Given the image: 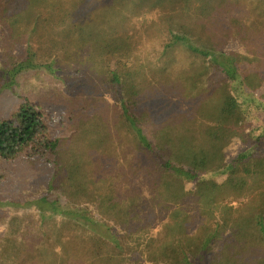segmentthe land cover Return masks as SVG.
<instances>
[{
  "label": "trees",
  "instance_id": "1",
  "mask_svg": "<svg viewBox=\"0 0 264 264\" xmlns=\"http://www.w3.org/2000/svg\"><path fill=\"white\" fill-rule=\"evenodd\" d=\"M45 3L54 5H0V42L10 33L28 42L23 55L0 62L2 87L12 90L32 71L54 76L57 57L70 68L88 64L102 94L114 97L115 124L82 131V162H69L38 104L21 103L16 120H0V163L47 161L63 175L67 199L48 198L58 189L52 176L45 194L25 200L38 212L22 221L34 231L11 217L0 264H70L76 254L85 264H207L214 253L215 264H264V124L254 137L241 124L264 114V0H110L99 19L88 12L58 36L47 31L50 16L33 14ZM176 49L219 76L222 101L241 123L188 101L175 59L162 60ZM233 138L247 148L228 161ZM184 157L197 161L193 168L178 163ZM72 240L84 242L78 252Z\"/></svg>",
  "mask_w": 264,
  "mask_h": 264
},
{
  "label": "rangeland",
  "instance_id": "2",
  "mask_svg": "<svg viewBox=\"0 0 264 264\" xmlns=\"http://www.w3.org/2000/svg\"><path fill=\"white\" fill-rule=\"evenodd\" d=\"M86 1L88 2L82 4V0H52L54 5L51 3L41 4L34 9L33 14L37 15L42 12V18L47 15L50 16L52 18V22L49 25L51 29L47 31L55 34V36H58V33L63 35L69 25L78 23L77 21L81 20L84 14L86 15L88 12L92 13L90 14V20L99 19L103 13L104 4L110 0ZM7 2H10V0H0V5ZM21 2L22 0H11L12 6L15 4L19 5ZM43 5L44 7H42ZM4 14L5 12L0 6V15L3 16ZM7 25L9 30H7L6 25L3 26L5 34L8 31L10 33L12 29L9 24ZM4 36L2 37L4 40L1 39L2 41L0 42L1 63H6L7 59H9L8 56L20 57L23 55L28 43L27 38L18 40L11 38V33ZM143 40L148 44L151 38L144 37ZM249 46H246L244 50L247 51ZM86 51L82 52V56H85ZM167 52L162 60L167 62L170 57L175 59L178 67L177 76L183 77V89L185 88L188 93L193 95V98L190 97L192 100H188L190 103L199 107L204 104L206 106L210 104L216 105V111L221 120L236 123L242 122L239 110L228 107L223 103L222 99L226 93V88L218 75L209 70L192 66V60L187 58L181 49H176L174 53L170 52V50ZM45 59L52 61V57H46ZM54 59L55 65L53 68L57 67L58 69L54 76L32 71L22 75L18 79V84L12 90L2 87V82L0 83V120H16L21 103L31 101L38 104L46 111L51 135L63 141L61 145H63L64 150L63 157L66 158L64 161L73 162L75 158H78L82 162V148H85L82 142V131L90 133L92 129H105V127L112 129L111 126L115 124L116 117L113 113L115 100L111 93L102 94L103 86L101 84L98 85L97 77L89 73L88 64L84 66L73 63L70 68L69 64H72L71 61L62 60L59 57ZM108 68L113 69V64H110ZM92 84L97 85V87L95 88ZM176 100L174 98V101ZM173 103L177 105L176 102ZM155 115L160 120H162L161 117H164L159 110L156 111ZM259 117L260 120H249L241 123L246 135L254 137L257 134L259 126L264 124V114ZM246 148L247 142L240 138H233L231 147L226 149L227 160L232 161ZM53 158L55 159V157L50 156L48 162L53 160ZM46 162L35 161V163H28L23 158H19L14 161H2L0 163V237L4 235L6 223L11 217H17L24 227L26 225L22 222L24 216L25 218H29L30 215L36 217L38 213L36 209L28 207L24 203L25 200L30 201L41 197V194L44 193L43 189L45 190L44 185L51 180L52 176H55L54 171L52 172ZM196 162L191 157H184L178 160L180 165L188 168H193ZM56 176L57 181L55 182L58 184L55 183V185H57L58 189H53L48 198L52 201L53 198L57 197L60 203L67 202L63 193L66 188L63 190L58 187V181L64 179L63 175L57 173ZM64 177L68 179L67 172H64ZM71 183L69 181V185ZM15 203H20V205L18 206ZM16 223L18 222L16 221ZM24 227L22 229L26 231L28 229L29 231L33 230L31 226ZM102 230L104 235H107L106 230ZM72 242L71 247H74L76 252L84 244L80 240H72ZM75 250L73 253H75ZM217 250L218 252L220 251L219 248H216L215 252ZM76 255L77 259L72 260L70 264H85L82 262L83 256ZM217 255L214 253L210 257L207 256V264H215L214 257H217Z\"/></svg>",
  "mask_w": 264,
  "mask_h": 264
}]
</instances>
